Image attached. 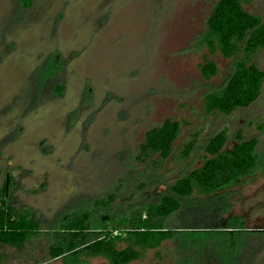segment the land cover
Instances as JSON below:
<instances>
[{
    "label": "rangeland",
    "instance_id": "1",
    "mask_svg": "<svg viewBox=\"0 0 264 264\" xmlns=\"http://www.w3.org/2000/svg\"><path fill=\"white\" fill-rule=\"evenodd\" d=\"M216 2L0 0V197L39 224L22 252L0 247L7 264H109L82 253L51 258L53 236L83 212L110 226L109 217L157 203L201 166L221 129L225 151L238 134L256 140L252 172L215 194L178 198L163 227L193 232L163 241L159 258L147 250L130 264H264V233L252 231L264 228V79L247 107L203 113V95L220 90L234 67L214 54L217 75L206 81L199 73L207 50L197 41ZM244 8L264 17V0ZM249 63L264 73V50ZM168 118L180 128L175 155L152 171L136 160L139 145ZM188 131L200 135L184 160L177 148ZM110 194L114 201L94 205Z\"/></svg>",
    "mask_w": 264,
    "mask_h": 264
},
{
    "label": "trees",
    "instance_id": "2",
    "mask_svg": "<svg viewBox=\"0 0 264 264\" xmlns=\"http://www.w3.org/2000/svg\"><path fill=\"white\" fill-rule=\"evenodd\" d=\"M20 1L23 7L31 5V0ZM252 1L217 0L206 20L204 32L198 38L199 46L207 50L199 65L202 79L208 81L218 73L210 56L219 54L224 59L234 60L233 71L225 85L203 95L202 110L206 116L230 115L250 105L260 93L264 73L249 60L251 55L264 50V17L259 20L245 10L244 6ZM57 91L61 92L62 87L58 86ZM258 127L264 130V124ZM179 131V123L169 118L146 131L136 160L152 171H159L164 161L174 157V143ZM188 132L187 140L177 148L179 157L184 160L189 158L200 135L198 131ZM237 140L239 143L225 151L227 130H219L206 144L208 157L200 167L178 178L170 188L171 193L163 194L157 203L143 210L131 211L127 217H109L113 220L110 226L101 218L97 223H91L87 212L68 218L53 236L56 244L49 250L50 257L75 258L82 253L102 257L109 264H130L139 260L147 250H153L155 257L159 258L158 248L163 241L193 232L163 227L164 220L179 209L178 198L189 197L194 191L203 195L215 194L223 188L235 186L240 178L252 172L256 165V140L243 141L240 134ZM115 198L110 194L95 201L94 205H106ZM38 225L27 209L17 210L6 203L5 195L0 197V247L22 252L27 240L39 234ZM121 243L126 246L118 249L117 245ZM0 264H7V256L1 251Z\"/></svg>",
    "mask_w": 264,
    "mask_h": 264
},
{
    "label": "flooded vegetation",
    "instance_id": "3",
    "mask_svg": "<svg viewBox=\"0 0 264 264\" xmlns=\"http://www.w3.org/2000/svg\"><path fill=\"white\" fill-rule=\"evenodd\" d=\"M252 231H256V232H260V233H264V228H262V229H257V230H252Z\"/></svg>",
    "mask_w": 264,
    "mask_h": 264
},
{
    "label": "water",
    "instance_id": "4",
    "mask_svg": "<svg viewBox=\"0 0 264 264\" xmlns=\"http://www.w3.org/2000/svg\"><path fill=\"white\" fill-rule=\"evenodd\" d=\"M103 219H107V218L105 217V218H103Z\"/></svg>",
    "mask_w": 264,
    "mask_h": 264
},
{
    "label": "crops",
    "instance_id": "5",
    "mask_svg": "<svg viewBox=\"0 0 264 264\" xmlns=\"http://www.w3.org/2000/svg\"><path fill=\"white\" fill-rule=\"evenodd\" d=\"M12 249V248H11ZM14 250V249H13ZM17 252V251H16Z\"/></svg>",
    "mask_w": 264,
    "mask_h": 264
}]
</instances>
